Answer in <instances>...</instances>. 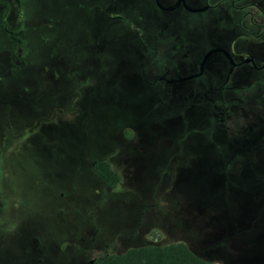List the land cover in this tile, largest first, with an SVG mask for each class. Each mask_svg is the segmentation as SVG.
I'll list each match as a JSON object with an SVG mask.
<instances>
[{
	"label": "rangeland",
	"instance_id": "rangeland-1",
	"mask_svg": "<svg viewBox=\"0 0 264 264\" xmlns=\"http://www.w3.org/2000/svg\"><path fill=\"white\" fill-rule=\"evenodd\" d=\"M76 1L26 0L24 11L30 20L58 17L64 40L73 29L78 44L70 51L80 63L47 61L43 67L50 49L45 55L33 41L29 58L35 65L17 69L13 78L5 71L1 76L5 111L26 107L32 122L41 124L19 127L14 114L9 144L0 141V264L21 262L32 248L40 252L48 245L55 250L60 245L67 261L73 241L77 264L102 252L170 242H184L217 264H264L263 174L252 172L246 160L236 163L235 171H228L226 160L203 161V135L192 130L197 125L189 128L175 109L177 99L156 93L150 84L147 51L135 65L117 67L105 57L104 68L81 60L88 50L100 49L80 45L90 29L85 10L72 7ZM70 10L76 13L73 24ZM203 18L184 12L171 20L174 27L188 29ZM4 47L0 33V51ZM124 51L129 57L131 51ZM139 62L141 77L135 72ZM106 78L119 85L104 91ZM205 118L195 121L203 124ZM187 127L189 145H177ZM9 131L0 123L1 137ZM100 157L121 173L116 187L93 174L91 161Z\"/></svg>",
	"mask_w": 264,
	"mask_h": 264
},
{
	"label": "flooded vegetation",
	"instance_id": "flooded-vegetation-1",
	"mask_svg": "<svg viewBox=\"0 0 264 264\" xmlns=\"http://www.w3.org/2000/svg\"><path fill=\"white\" fill-rule=\"evenodd\" d=\"M26 3V0H0V33L5 41L0 51V82L3 71L13 78L17 69L35 65V59L29 58L33 41L45 55L50 49L43 67L47 61L80 63L70 51L78 44L73 29L69 39L64 40L59 35L61 21L58 17L52 14L30 20L24 11ZM63 4L62 13L67 10V5ZM72 7L79 12L85 10L90 29L80 45L100 49L98 53L88 50L87 57L81 60L104 68L105 57L117 67L132 62L135 65L141 60L142 50L147 51L149 65H153L150 84L156 93L177 99L175 109L183 120L185 117L189 128L190 123L197 125L192 130L203 135V161L226 160L231 164L228 171H235L234 165L246 160L252 163V172H261L264 176V0H80ZM184 12L200 13L204 18L198 27H174L171 18ZM69 14L71 24L75 23L76 13L70 10ZM213 48L219 50L205 56ZM125 49L131 51L129 57ZM139 66L135 72L141 77V62ZM18 75L21 76V72ZM108 79L103 80V87L110 92L119 83L116 85L112 80L108 84ZM236 105H240L237 112ZM201 108L206 110L200 111ZM2 114L7 115L0 123L10 130L6 139L0 136V141L6 140V145L11 140L14 114L20 119L15 123L19 127L31 124L29 128H33L41 124L39 119L32 122L26 107L15 112L10 109L7 113L0 104V116ZM205 115V123L195 121ZM187 128L188 133L183 130L185 137L179 139L177 145H189ZM68 157L73 159L70 154ZM100 158L106 159L122 178L108 158ZM100 158L91 161L92 172L99 178L94 163ZM3 204L0 201V210ZM72 245L67 261L63 260L65 255L61 254L60 245L57 250L48 245L40 252L34 247L31 249L34 253L28 251L22 258H27L26 262L31 260L32 264H77L76 242ZM94 257L84 264H91ZM23 259L11 264H25Z\"/></svg>",
	"mask_w": 264,
	"mask_h": 264
},
{
	"label": "trees",
	"instance_id": "trees-1",
	"mask_svg": "<svg viewBox=\"0 0 264 264\" xmlns=\"http://www.w3.org/2000/svg\"><path fill=\"white\" fill-rule=\"evenodd\" d=\"M94 170L105 184L116 187L121 176L110 163L100 158L95 160ZM91 264H217L196 253L184 242L166 244L145 243L132 246L123 252H102L95 255Z\"/></svg>",
	"mask_w": 264,
	"mask_h": 264
},
{
	"label": "water",
	"instance_id": "water-1",
	"mask_svg": "<svg viewBox=\"0 0 264 264\" xmlns=\"http://www.w3.org/2000/svg\"><path fill=\"white\" fill-rule=\"evenodd\" d=\"M216 50H219V48H213V49L209 50V51L206 53L205 56H207L208 54H210L211 52L216 51ZM90 262H92V260H90Z\"/></svg>",
	"mask_w": 264,
	"mask_h": 264
}]
</instances>
